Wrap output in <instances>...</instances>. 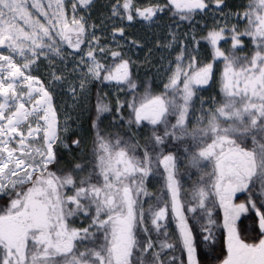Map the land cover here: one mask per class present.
<instances>
[{
	"label": "snow or ice",
	"instance_id": "6c2138e0",
	"mask_svg": "<svg viewBox=\"0 0 264 264\" xmlns=\"http://www.w3.org/2000/svg\"><path fill=\"white\" fill-rule=\"evenodd\" d=\"M90 7L0 0V264H264V0H116L114 40L168 17L159 93ZM209 15L182 42L174 29ZM217 82L220 100L198 95Z\"/></svg>",
	"mask_w": 264,
	"mask_h": 264
},
{
	"label": "rangeland",
	"instance_id": "374dc122",
	"mask_svg": "<svg viewBox=\"0 0 264 264\" xmlns=\"http://www.w3.org/2000/svg\"><path fill=\"white\" fill-rule=\"evenodd\" d=\"M115 2L116 0H91V7L84 9L82 12H80V15L89 16V23H95L97 25L96 35L101 37L102 43L113 48L116 47L117 42L124 45V50L127 52V55L135 62L141 79L151 81L157 87L162 89L160 79L156 75V69L160 66L159 58L161 56H169V52L159 50L157 47H155V44L157 42V38H159L161 42L166 43V41H164V36L168 31V29L165 27L167 24H169L168 17L164 16L163 19L157 20L153 24H148L143 21L132 23L125 22L124 26L126 28L127 36L121 37L119 34H117L114 40L111 35V25L113 21L109 19V17L111 16V5ZM138 2L141 5H144L147 4L149 0H138ZM152 2H156V0H152ZM159 2L163 3L164 0H159ZM223 11L226 12L225 8ZM207 19H212L211 15H209ZM217 19H219V13H217ZM116 23L119 22L116 21ZM174 30L177 32V35L181 37L182 42L185 33L189 38H191L193 35H196L194 28L189 25H179L178 29ZM133 40L137 41L138 45H132L131 42ZM150 51L151 54H149ZM175 55L176 53L172 52L169 58H174ZM164 63L167 64V60H165ZM41 70H43V65H41ZM198 95L204 99H207L209 96L215 97L212 94L205 92H199ZM215 98L218 100L217 97ZM60 102L61 100H58V103ZM68 104L71 105V101H68ZM196 106L197 108L199 107V101H197ZM205 107H207V105H205ZM68 111L71 113L72 119L75 120L78 115L77 111L73 110L71 107L68 108ZM198 114L199 113H197V115ZM81 118L82 115L79 116V121ZM61 121H63V117H61ZM72 126L73 125H71V127Z\"/></svg>",
	"mask_w": 264,
	"mask_h": 264
},
{
	"label": "trees",
	"instance_id": "16d2710c",
	"mask_svg": "<svg viewBox=\"0 0 264 264\" xmlns=\"http://www.w3.org/2000/svg\"><path fill=\"white\" fill-rule=\"evenodd\" d=\"M226 3L228 5V7L225 8V10H226V12H229V11H236L237 9H235L233 6L234 5H238L240 3H247V0H240V1L239 0H230V1L226 0ZM212 22H213L212 19H207V18L206 19H201L200 16H197V17H195V19L191 23L188 22V21H184V22L180 23L179 25L180 26H186V25L192 26L194 28L195 32H196L195 36L197 37V40H199L200 37L206 35V33L208 31V28H205L204 25L207 24L208 27L210 28L212 26ZM232 22L234 23L235 20L233 19ZM241 27H243V26H241ZM239 54H243V53H239ZM222 67H223V65L221 64V68ZM132 74H133V79L138 84H140L141 82H144L145 86L150 84L155 92L159 93L160 91H162L161 88L157 87L151 81L142 80L141 77H140L139 70L137 69V66L135 64L132 67ZM102 91L103 92H108L109 88H103ZM112 91H113V95H115V90L113 89ZM139 91L143 92L144 91V87L139 88ZM218 91H219V83L217 82L216 84H213L211 88H206V90L201 91V92L210 93L213 96L217 97L218 100H220L221 97L218 95ZM92 92H93V103H95V94L97 92V89L95 87H93ZM122 99H123V97H122ZM105 102H107V101H105ZM91 114H92V116L94 118L95 117V112L93 111ZM88 116H89V113L85 112L84 114H82V118L80 120V123L83 124V129L84 130H86L87 127H88ZM105 116H106V118L104 119V125H107L109 123V120H111L112 118L110 116H107V114H105ZM72 127L75 128L76 125L73 124ZM82 134L85 135V137H86V144H85L86 153L88 155H91V152H92V149H93L92 136L90 134H87L83 130H82ZM73 138H75V137H73ZM72 155H73L72 153L65 152L64 153V163H67L69 160H71L72 159ZM76 155H82V154L81 153H76ZM76 162L80 163L81 161L77 160ZM181 171L182 172L184 171L183 168L181 169ZM196 179H197V175H193L191 177V180L185 179V182H184L185 189L186 190H190L191 186H192V182L195 181ZM159 187H160V184L156 180H153L152 184L149 186V191L150 192H156L159 189ZM243 199H244V196L241 195L240 196V200L242 201ZM3 203H4V200L0 199V205H2ZM221 217H222V214H221ZM81 219H83V218L82 217L77 218V224H79V221ZM221 224H222V219H221ZM214 231H216V230L214 229ZM217 235H218V232H217ZM199 247L203 248L204 245L201 244ZM217 251H219V249H217ZM198 253H199V249H198ZM185 259H186V256H185Z\"/></svg>",
	"mask_w": 264,
	"mask_h": 264
}]
</instances>
